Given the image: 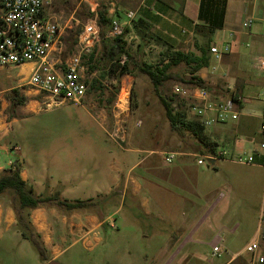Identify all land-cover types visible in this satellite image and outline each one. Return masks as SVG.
Masks as SVG:
<instances>
[{
    "label": "crops",
    "instance_id": "0c3cea01",
    "mask_svg": "<svg viewBox=\"0 0 264 264\" xmlns=\"http://www.w3.org/2000/svg\"><path fill=\"white\" fill-rule=\"evenodd\" d=\"M230 3L231 0H207L204 9L210 12L200 13L201 0H114V8L109 16L112 20L125 21L128 20L127 12H135V17L126 25V30L132 34L131 38H135L136 47L132 50L143 62L148 63L145 52L151 46L149 41L154 38L162 43L167 42L173 46V50L184 53L199 55L206 49L210 62L197 72L199 76L212 88L224 91L225 96L238 95L244 104L248 100L252 101L247 94L261 102L258 106L252 105L248 112L245 111V150L259 151V144L264 141L260 130V114L264 105V72L258 68L259 61L264 60V19L256 23L254 28L246 30L245 15L229 12ZM223 8L227 12L220 10ZM220 41L221 44L228 43L230 50L217 61L218 66L211 69L215 56L209 49ZM244 44L250 48V54L245 53V58L241 54ZM153 45L163 50V44ZM24 66L29 67L27 83L33 63L21 67ZM212 91L214 92L213 89ZM28 92L30 94L31 91ZM244 92L247 96L243 95ZM34 101L39 103L36 99ZM23 108L25 112L28 111V107ZM246 117L257 118L259 123L255 126ZM9 134L7 125L1 124L0 140ZM73 144V140H65L66 147ZM21 150L18 142H12L11 147L7 142L0 144V174L13 161L19 160L22 164L21 175L33 186L36 194H53L58 189L63 199H80L70 198L67 194L71 191L73 183L67 178L68 169L72 168L68 164L72 166V161L68 162L66 153V183H62V178H49L53 177V174L48 176L41 156L37 155L36 158H40L35 160L29 153L23 158L10 157V151L20 153ZM102 150L105 151V148L102 147ZM175 152L183 156L196 155L192 151ZM4 155L9 160L3 159ZM103 158L102 154H92L91 160H88L98 177L106 173ZM143 161L144 159H139L126 172L121 166L115 168L112 165L114 186H118L124 177L122 192L130 194L133 198L140 196L144 191V175L140 172L133 173ZM118 164H121V160ZM214 166L215 171L211 172L215 174L224 170L221 184L207 179L201 181V175L195 173L192 165L185 159H181L164 172L166 184L150 179L148 194L140 204L145 210V215L151 217L146 223V226H150L146 231H135L132 225L117 219L109 223L105 214L90 213L89 208L65 210L56 205H42L33 209L31 222L46 248V258H42L32 242L22 235L9 196L0 194V264H49L53 260L61 262L65 256V264H88L85 261V250L97 248L105 241L106 236L111 235V231L115 240L117 239V249L130 250L126 238L129 239L134 234L136 240L144 238L151 243L146 250L147 257L167 259L165 264H172L170 259H179L177 264H261L258 261L254 263L253 260L255 257H264V155L258 154L256 163H237L220 159ZM202 174L208 176L206 171ZM88 179L90 181H85L84 187L93 186L97 194H102V190L106 188L105 179L93 180L92 174H89ZM222 186L225 192L217 195L214 191ZM94 197L87 199H95ZM202 199L205 202L215 199L205 217H201L204 205H199V212H196L197 204L201 203ZM220 203L224 205L220 207L219 218L206 226L208 216ZM192 210L195 211V218L190 220ZM101 215H105L104 218H101ZM165 225H171L172 229ZM243 229L245 244L240 246L236 241L240 233L244 232ZM254 240H257L258 248L255 253H251L247 251V246ZM79 245L80 249L70 251ZM214 246H218L220 250L215 252Z\"/></svg>",
    "mask_w": 264,
    "mask_h": 264
},
{
    "label": "rangeland",
    "instance_id": "374dc122",
    "mask_svg": "<svg viewBox=\"0 0 264 264\" xmlns=\"http://www.w3.org/2000/svg\"><path fill=\"white\" fill-rule=\"evenodd\" d=\"M113 1L53 0L48 12L53 17H56L61 25L65 26L63 39L65 48L60 56L62 59H67L77 52V30L87 21L93 19V17H87L88 15L90 16L91 10L107 8L108 13H110L112 8H114ZM206 2L207 0H201L200 13L210 12L204 9ZM230 4L229 12L234 15L240 14L241 16L244 14L245 21L252 20L250 27L245 26L246 30L254 28L256 23L264 19V0H231ZM80 8H82V11ZM220 10L227 12L225 8ZM79 11H81V16L77 15ZM110 30L111 28L109 27L107 36L113 37L110 34ZM131 35L128 30L125 39L134 57H121L120 63H124L128 59L131 70L124 75H120V68L116 67L115 63L110 59L111 47H105L101 41L96 44V57L101 58L98 63L95 60L93 62V64L97 65V68L90 70L88 67L86 78L89 81L97 79V87L93 88L90 84L81 103L67 102L54 107H46L43 104L44 96L37 94L26 83L29 72L28 66L12 69L0 68V125H7V128L10 129V134L3 139L4 141L0 140V144L7 142L10 147L12 142L20 144L22 148L20 153L9 152L10 157L13 159L23 158L26 153H29L33 160L40 158H36L37 155L41 156L42 162L47 167L48 176L53 174V177L49 178L51 180L62 178V183H66L64 170L66 153L68 162L72 161V166L68 164L72 168L68 169L67 176L73 183L70 187L71 191L67 193L70 198L87 199L95 196L96 205L89 207L88 212H100V214L102 212L108 218L109 223L117 219L124 221V223H129L135 231L137 229L146 231L150 227L146 226V223L151 217L145 215V210L140 204L143 201V197L148 194L150 179L160 184H166L167 179L164 172L168 171L170 167L181 159H185L186 162L192 165L195 173L201 175V181L207 179L208 181L221 184L225 173L224 170L219 174L211 172L215 171L214 165L220 159L212 163L209 161V166L198 164L197 159L201 154H206L207 147L199 143L191 133L181 134L172 128L166 116L165 107L151 79L138 69L137 64L143 61L139 59L138 54L134 51L136 43L135 38L130 37ZM155 43H158L159 46L163 44V50L157 48V46L155 47L153 45ZM148 44L151 45L148 47V51L145 52L148 63L158 65L168 61L173 46L167 42L162 43L157 38L149 41ZM223 44L220 41L217 45L222 46ZM245 53L250 54V48L244 44L241 47V54L244 58ZM83 60L85 65L88 66L87 58ZM218 60L217 58L213 59L211 69L214 66H218ZM171 71L181 79L175 76L164 83L160 87V94L172 95L178 103H182V106L185 105L187 108L188 103L192 100L194 88L193 85L186 82L191 77L188 72L189 68L185 63H181L174 65ZM256 71L259 72V70ZM14 88L18 89V93L13 91ZM128 89L129 98L126 99L125 91ZM212 89L218 95H225L224 91L217 90L214 87ZM28 91H31L30 94ZM245 94L244 92V96L248 95L252 98V101L248 100L244 104L245 111L248 112L252 105L258 106L261 104L252 95ZM21 96L26 97V103L16 104V100L13 99H18ZM35 99L39 103L34 101ZM24 106L28 107V111H24ZM246 119L248 118L246 117ZM249 119L255 126L259 123L257 118ZM205 132L209 140L216 142L218 145L214 153L223 150L239 151L245 148V114L237 121L229 122L225 125H215L207 128ZM66 139L73 140L74 144L66 147ZM102 147L105 148V151L102 150ZM170 151H192L197 156L177 155L174 161L169 163L165 157L166 152ZM92 154L103 155L105 161L103 167H106L104 175H99L98 177L97 172L95 171L96 173H94L92 163H89ZM225 156H228V154ZM141 158L144 159L143 163L133 173L139 174L140 172L144 175L142 179L144 191L140 196L133 198L130 194L122 192L124 177H122L118 186H114L112 165L115 168L121 166L126 172ZM3 159L9 160L5 155ZM119 160H121L120 165L118 164ZM57 167L59 169H56ZM208 169H210V172ZM204 171L208 173V176L202 174ZM57 173L59 175H56ZM89 174L93 175V180L97 178L105 179L106 188L104 189L105 191L102 190V194H97L95 189L92 188L93 186L84 187L85 181H90L88 179ZM218 190L214 191L217 195L225 192L223 186ZM214 200L205 202L202 199L201 203L197 204L196 212H199V205H204L201 217H205L211 209ZM223 205V203H220L208 216L206 226L210 222L217 221L220 216V207ZM194 214L195 211L192 210L190 212V217H192L190 220L195 218L193 217ZM165 226L172 229L171 225ZM110 228L112 229V227ZM208 231L210 233V230ZM244 233L245 230L240 233L236 241L240 246L243 243L245 244ZM126 243L131 247L130 250L117 249V239L115 240L113 231H111V235L106 236L105 241L97 248L89 251L85 250L87 253L85 261L88 264H165L167 260L147 257L146 250L148 244L151 243L145 241L144 238L136 240L133 234L129 239L126 238ZM74 249H80V245L70 251ZM66 258L67 256L63 257L61 262L65 264ZM69 260L71 261V259ZM170 260L173 261L172 264L179 262V259ZM61 262L59 261V263Z\"/></svg>",
    "mask_w": 264,
    "mask_h": 264
},
{
    "label": "built area",
    "instance_id": "2783aa9c",
    "mask_svg": "<svg viewBox=\"0 0 264 264\" xmlns=\"http://www.w3.org/2000/svg\"><path fill=\"white\" fill-rule=\"evenodd\" d=\"M53 0H0V68H17L33 63L31 75L27 80L37 94L44 96L46 107L67 102H81L89 89L90 81L86 78L88 66L84 56L93 52L96 44L101 41V26L96 18L83 24L82 31L77 35V52L67 59H62L65 45L63 42L65 26L53 17L48 9ZM128 20L114 19L110 34L122 35L126 25L135 17L134 11L126 14ZM252 20L245 21L250 27ZM230 50V45L214 44L210 47L215 58L222 59L223 54ZM259 70L264 72V60L259 61ZM129 98V89L125 91ZM128 92V93H127ZM242 106L234 96L218 95L205 87L193 88L192 100L186 112L189 118L198 120L206 129L215 125H225L237 121L245 114ZM122 101V99H120ZM261 133L264 136V105L261 109ZM141 124V123H140ZM260 150L220 151L218 153L201 154L198 164L210 165L219 159L237 163H256V156L264 155V141L259 144ZM228 156H225L227 155ZM177 152H166V161L172 163ZM197 156V154H196ZM210 161V162H209ZM257 240L247 246V251L255 253ZM220 248L214 246V251ZM254 263L264 261V257H255Z\"/></svg>",
    "mask_w": 264,
    "mask_h": 264
},
{
    "label": "trees",
    "instance_id": "16d2710c",
    "mask_svg": "<svg viewBox=\"0 0 264 264\" xmlns=\"http://www.w3.org/2000/svg\"><path fill=\"white\" fill-rule=\"evenodd\" d=\"M80 10L82 11V8H80ZM81 11H79L77 15L81 16ZM87 17H93L98 20L101 26V42L105 47H111L110 59L113 63H115L114 65L116 67L120 68V75L129 73L131 70L129 68L128 59L127 61L125 60L124 63H120L122 56H126L128 58L134 57V54L131 52L125 39L127 30L122 35H114L113 37L107 36L108 28H111L113 22L109 16L107 8H99L98 10L92 9L90 16L88 15ZM77 32H79V29ZM84 58H87L89 69L94 70L97 68V65L93 64L94 60L98 63L101 57H96L95 48L92 53L85 55ZM168 58V61L158 65L146 62L138 63V69L147 74L151 79L156 92L162 100L166 116L172 128L181 134H185L186 132L191 133L199 143L207 147L206 153H214L218 146L217 143L209 140L205 132L206 128L198 120L188 117L185 105L182 106V103H178L176 98L172 95L160 94V87L176 76L172 73L171 68L174 65L181 63H185L189 68L188 72L191 77L186 82L190 83L194 87L199 86L212 90V86H210L201 76L197 74L202 67L209 65L210 55L206 49H203L199 55L195 53H184L180 50H172ZM97 82V79H94L90 81V84L93 88H96ZM13 91L18 93L17 88H14ZM234 98L242 106L240 97L238 95H234ZM13 100H16V104L26 103L25 96H21L18 99L14 98ZM21 170L22 164L19 160H15L9 167L5 168L1 172L0 194H6L9 196L16 214L17 225L21 230L22 235L32 242L42 258H46V248L39 233L34 230L31 222V211L42 205H56L65 210L84 209L95 206L96 201L93 198L85 200L63 199L61 198L60 190L58 189L53 194L38 195L36 194L33 186L29 185L24 180L21 175ZM104 216L105 215H101L100 217L104 218ZM261 264H264V261H262Z\"/></svg>",
    "mask_w": 264,
    "mask_h": 264
},
{
    "label": "water",
    "instance_id": "95a60500",
    "mask_svg": "<svg viewBox=\"0 0 264 264\" xmlns=\"http://www.w3.org/2000/svg\"><path fill=\"white\" fill-rule=\"evenodd\" d=\"M83 25L80 27V29H79V31H82V29H83ZM49 264H60L58 261H55V260H53V261H51Z\"/></svg>",
    "mask_w": 264,
    "mask_h": 264
}]
</instances>
